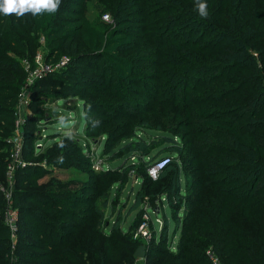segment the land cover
Wrapping results in <instances>:
<instances>
[{
  "label": "trees",
  "instance_id": "obj_1",
  "mask_svg": "<svg viewBox=\"0 0 264 264\" xmlns=\"http://www.w3.org/2000/svg\"><path fill=\"white\" fill-rule=\"evenodd\" d=\"M198 2L207 4L206 18L200 16ZM91 8L98 16L109 13L120 29L116 35L127 38L117 53L107 56L98 51L102 28L101 33L91 23L86 24L91 29L77 23L89 22L86 13H93ZM126 25H133L139 33L121 32ZM40 34L46 36L52 53L61 52L68 60L64 71L38 80L32 106H38L50 89L59 87L64 90L61 95H68L76 89L70 83L91 82L84 67L94 64L106 83L101 88L104 91L107 85L110 97V102L103 99L105 115H137L143 105V118L131 133H118L110 144L112 150L118 146L123 154L142 160L135 180L139 186L129 191L134 199L124 215L125 219L137 210L138 219L135 226L123 227L120 209L108 231L98 207L99 195L69 194L60 190L66 188L62 183L52 190L48 182L33 188V183L25 185L22 175L25 171L39 174L42 167L20 168L14 191L18 224L20 230L35 231L37 238L23 242L21 234L17 245L13 244L5 222L7 201L0 189V264H29L27 255L30 260L44 259L39 264H135V251L145 242L133 233L142 222L147 196L153 210L160 200L164 215L159 234L152 222L153 238L145 244L147 264H213L208 249L222 264H264V0H61L55 13H0L2 182L9 155V150L2 149H10L6 138L13 133L14 107L26 79L22 61L38 52ZM131 84L155 86L157 92L149 96ZM142 96L150 102L144 103ZM40 117L35 113L28 124ZM140 126L162 134L148 140L137 131ZM161 143L164 146L147 159L151 146ZM57 149L47 152L50 159ZM163 157H169V162L158 179L151 178L148 168ZM158 183L162 186L157 192L153 187ZM108 198L102 207L109 206ZM32 201L34 205L27 204ZM84 202L92 203L96 215L84 218ZM39 206L49 211H40ZM166 208L175 223L172 236L180 230L176 244L170 238ZM20 246L46 252H23V257Z\"/></svg>",
  "mask_w": 264,
  "mask_h": 264
},
{
  "label": "rangeland",
  "instance_id": "obj_2",
  "mask_svg": "<svg viewBox=\"0 0 264 264\" xmlns=\"http://www.w3.org/2000/svg\"><path fill=\"white\" fill-rule=\"evenodd\" d=\"M82 3L86 4L83 1ZM93 10L92 8L90 9V12L92 11L93 13H86L89 22L78 21L77 23L85 24V26H87V23H91V25L95 26V29L100 31V28H102L104 30V36L102 35V41L98 51L100 53H107V56H109V52L112 54L117 53L118 46L127 38L123 37L121 33L116 35V32L120 29L118 30L115 23L112 22V16L109 13L104 12L98 16L97 12ZM68 16L73 17L74 14H68ZM87 27L91 29L90 26ZM121 32L139 33L138 29L133 25L124 26ZM40 37L41 45L38 52L33 58H25L22 61L26 68V79L21 85L14 107L15 121L13 133L6 138L7 142L10 143V149H7L8 147L2 149L4 151L9 150V155L5 159L7 161L6 178L3 182L0 181V189L4 195L6 193L11 194L12 202L16 206L18 198L14 191L16 190V178L19 176L16 173L17 170L26 168L27 166L42 167L39 174H37L38 172L25 171L22 175L25 185L33 183V188H39L42 183L48 182L52 185L49 187V190H52L54 186L62 183L66 188L60 190H66L69 194L83 193L92 197L99 195L97 199L98 207L103 212L102 222L108 231L114 224L120 209L122 210L123 227L135 226L138 219L136 214L137 210L125 219L124 215L127 214L134 199V194L128 196L129 191L133 190L135 192V189L139 186L140 181L137 183L135 180L139 173L137 167H140L142 160L133 156L131 153L123 154L118 146H115L114 148L116 149L112 150L113 148L110 144H112V140L118 133H131L139 120L143 118V105H140L137 115L119 113H116L115 116L105 115L103 99L106 98L107 102H110L108 101L110 97L107 93V85H105L104 91L101 88L106 83H102L101 77L95 72L94 64L93 66L86 65L84 67L88 78H92L91 82L88 79L87 83L84 81H79L76 84L70 83L75 85L74 88L76 89L74 93L68 95H61L64 94V90H61L59 87H55L54 90L50 89L48 95L41 99L42 102L38 106H32L34 104L32 92L38 80H43L44 78L49 80L48 78L54 76V73L64 71L68 60V56L61 52L55 53L54 51L52 53L51 47L47 45L46 36L40 34ZM253 54L259 58L256 51H253ZM142 72L140 71L138 75H141ZM98 78L101 79L102 84ZM151 83L156 84L158 81H152ZM131 86L136 91L138 88L145 90L149 96L157 92L155 86L143 85L137 87L134 84H131ZM192 87H194L193 83ZM133 97L137 98L136 95H133ZM140 98L146 104L150 102L148 96H142ZM35 113L43 117L47 116V119L44 120L43 117H40L42 120L28 124V120ZM116 116L120 117L116 118ZM142 128L147 127L140 126L137 130L139 134L151 141L154 140L155 135L162 134V132L156 129L148 127L147 130H142ZM26 133L28 134L27 138ZM17 137L19 141H16ZM109 139L111 140L110 143H104ZM123 141L126 142L127 139ZM163 144L152 145L147 159L154 153H157V150L164 146ZM54 148H58L56 150L57 152H54L50 159L47 152ZM16 151L18 154H16ZM29 152H32L33 155H27ZM98 162L99 167L97 166ZM10 164H13L12 168L9 167ZM133 165L136 168L130 169ZM146 182L149 184L148 181ZM161 186L162 183H158L154 185L153 190L158 192ZM107 196L109 197V206L102 207V202L106 200ZM146 199H149V197L147 196ZM27 204L34 205L33 201ZM91 204V202H84L81 205L83 206L82 215L84 218L96 215L91 209ZM114 205L116 206L115 212L112 209ZM38 210L45 211L48 209L44 206H39ZM166 215L170 221V238H173L174 243H177L180 237V230L177 231L174 237L172 236L175 223L172 220L169 208H166ZM153 217L154 219L156 218L155 215ZM159 217L163 218L164 223L163 213ZM27 218V216H24V221ZM68 218H71L70 222H78V219L75 217ZM156 228L160 233L159 228H161V224L156 223ZM34 233L35 231L32 229L26 230L22 227L20 230L19 228L13 237V244L17 245L21 234L23 242L32 241L34 238H37ZM28 237L29 239H26ZM20 252L22 254L23 252L25 254H31L30 252H33V254H42V252L46 251L44 249L27 250L24 246H20ZM25 254H23V257L26 256ZM19 257L21 256L17 255V258ZM43 260H30L28 255L25 258V261L29 264H39ZM145 261L141 257H138L135 264H141Z\"/></svg>",
  "mask_w": 264,
  "mask_h": 264
},
{
  "label": "built area",
  "instance_id": "obj_3",
  "mask_svg": "<svg viewBox=\"0 0 264 264\" xmlns=\"http://www.w3.org/2000/svg\"><path fill=\"white\" fill-rule=\"evenodd\" d=\"M16 141H19L18 137L16 138ZM16 154H18L17 151H16ZM168 162H169V157H163L153 162V164L148 168L149 176L153 179H158L161 170L166 166ZM12 166L13 164H10L9 167L12 168ZM97 166L99 167V162ZM5 198L7 201L5 222L11 229L13 237H14L19 228V224H18L19 223V209L16 208V206H14L12 199H11V194L6 193ZM161 200L167 201L165 196H162ZM158 202H160V200ZM158 202H157V206L155 210L151 208V205L148 202V199H146L142 204V208L144 209V212L142 215V222L137 227V229L134 231V237L141 238L142 240H144L145 244L149 243L150 240L153 238L154 230L152 229V222L155 224V226H156V223H158L159 225L161 224V228L163 225V220H162L163 218L159 217L161 213H160V206ZM154 215L156 216L155 219L153 217ZM161 228H159V230H161ZM157 232L159 234L158 230ZM206 253L213 264H222L220 258L211 249H208ZM142 259L146 260V257H143ZM141 264H147V263L143 262Z\"/></svg>",
  "mask_w": 264,
  "mask_h": 264
},
{
  "label": "clouds",
  "instance_id": "obj_4",
  "mask_svg": "<svg viewBox=\"0 0 264 264\" xmlns=\"http://www.w3.org/2000/svg\"><path fill=\"white\" fill-rule=\"evenodd\" d=\"M39 3L40 7L35 5ZM61 0H47L46 3H42L41 0H0V13L9 15L15 13L18 16H22L27 12L37 14L41 11H48L55 13L59 10ZM198 11L201 17L206 18L208 15L207 4L204 2H198Z\"/></svg>",
  "mask_w": 264,
  "mask_h": 264
},
{
  "label": "water",
  "instance_id": "obj_5",
  "mask_svg": "<svg viewBox=\"0 0 264 264\" xmlns=\"http://www.w3.org/2000/svg\"><path fill=\"white\" fill-rule=\"evenodd\" d=\"M135 256L136 257H146V245L145 244H141L137 250L135 251Z\"/></svg>",
  "mask_w": 264,
  "mask_h": 264
},
{
  "label": "snow or ice",
  "instance_id": "obj_6",
  "mask_svg": "<svg viewBox=\"0 0 264 264\" xmlns=\"http://www.w3.org/2000/svg\"><path fill=\"white\" fill-rule=\"evenodd\" d=\"M41 2H42V3H46V2H47V0H41Z\"/></svg>",
  "mask_w": 264,
  "mask_h": 264
},
{
  "label": "crops",
  "instance_id": "obj_7",
  "mask_svg": "<svg viewBox=\"0 0 264 264\" xmlns=\"http://www.w3.org/2000/svg\"><path fill=\"white\" fill-rule=\"evenodd\" d=\"M176 244V243H175Z\"/></svg>",
  "mask_w": 264,
  "mask_h": 264
}]
</instances>
